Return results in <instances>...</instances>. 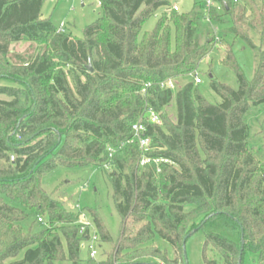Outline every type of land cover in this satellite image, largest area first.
<instances>
[{"label":"trees","instance_id":"obj_1","mask_svg":"<svg viewBox=\"0 0 264 264\" xmlns=\"http://www.w3.org/2000/svg\"><path fill=\"white\" fill-rule=\"evenodd\" d=\"M45 1L0 0V264H94L81 248L82 213L112 246L95 264H186V244L199 231L205 264H244L248 254L264 264V161L247 125L264 104V0H214L220 9L210 10L194 0L188 12L174 11L171 0H99L100 17L81 37L44 19ZM23 42L37 45V55L14 54ZM238 44L253 52L251 79ZM223 47L220 63L238 90L214 77L213 61L199 72ZM196 72L221 104L203 97ZM185 78L175 90L159 86ZM150 109L161 126L146 121ZM140 120L153 147L145 167L132 143ZM84 168L107 175L121 217L116 242L96 210L70 211L45 189L56 170ZM39 219L43 228L33 232Z\"/></svg>","mask_w":264,"mask_h":264},{"label":"rangeland","instance_id":"obj_2","mask_svg":"<svg viewBox=\"0 0 264 264\" xmlns=\"http://www.w3.org/2000/svg\"><path fill=\"white\" fill-rule=\"evenodd\" d=\"M171 1H173L174 5L178 6L180 12L190 11L194 4V0ZM82 2H85V6H82ZM162 12L163 9L158 10L144 25L142 34L153 31ZM100 14V6L95 0H46L42 10V17L44 19L51 18L53 23L58 27L61 24H65L66 30L78 37L83 35L84 30L88 26L96 22ZM223 50L224 47L221 50L217 49L210 57L206 58L199 72H209V63L213 61L211 70L213 71L214 77L233 90H238L236 74L230 69L223 67L220 63ZM12 52L19 56H36L38 46L30 42H23L12 46ZM236 55L246 77L253 78L256 67L253 52L238 44L236 47ZM189 80L190 78H185L177 82L178 87L184 86ZM191 80L193 81V78ZM199 90L209 103L213 105L222 103L221 98L211 89L207 77L202 78V84L199 85ZM0 98L6 99L2 96ZM166 113L171 119L175 118L176 111L174 104L167 108ZM247 125L249 130L248 143L255 148L257 157L264 161V104L251 110L250 115L247 117ZM45 189L49 194L60 200L70 211L75 212V206L78 204L81 210H96L100 214L101 220L113 242L119 239L121 217L116 210L112 188L103 169H58L46 178ZM28 228L29 224H26L25 230H28ZM42 228L40 222L36 223L33 232H37ZM204 243L205 234L203 231L197 232L188 240L185 247L186 264H205L203 257ZM157 244L161 250H166L172 254L173 250L169 244L161 239H157ZM111 250L112 246L110 244H102L100 259L104 256L102 252L106 255ZM207 255L210 260L219 261L215 252L209 251ZM244 264H260V262L257 256L248 254Z\"/></svg>","mask_w":264,"mask_h":264},{"label":"built area","instance_id":"obj_3","mask_svg":"<svg viewBox=\"0 0 264 264\" xmlns=\"http://www.w3.org/2000/svg\"><path fill=\"white\" fill-rule=\"evenodd\" d=\"M100 5L99 0H95ZM207 5V8L210 10L211 8L219 6L215 3L214 0H204ZM173 10L176 12H180L177 5H173ZM208 22L210 21V17L208 15ZM65 26L64 24L60 25V31L63 32ZM215 35L218 34V29L214 28ZM220 38L216 36V42H219ZM193 80L196 85L202 84V78L199 73L196 72L193 75ZM160 88L163 90H175L177 87V81L173 79H168L159 84ZM151 87V84H147L143 89V94H147L148 89ZM146 121L152 125H162V120L160 116L155 113L152 109L148 110L146 114ZM147 128L142 120H140L137 124L133 126V140L132 143H136L141 152V160L140 167H145L147 164L151 162L150 153L153 151L152 141L149 137L146 136ZM159 162V161H156ZM75 211H81L80 206H75ZM39 222H42V219H39ZM80 225V236L84 238V241L81 244V248L87 252L88 258L95 264L99 261L102 251V243L100 241V237L96 231V228L92 222V220L84 213L81 214L80 221L78 223Z\"/></svg>","mask_w":264,"mask_h":264},{"label":"water","instance_id":"obj_4","mask_svg":"<svg viewBox=\"0 0 264 264\" xmlns=\"http://www.w3.org/2000/svg\"><path fill=\"white\" fill-rule=\"evenodd\" d=\"M87 69L91 72V73H93L94 72V70H93V68H92V64L91 63H89V65L87 66ZM188 239V238H187ZM187 239L185 240V243H186V241H187Z\"/></svg>","mask_w":264,"mask_h":264},{"label":"crops","instance_id":"obj_5","mask_svg":"<svg viewBox=\"0 0 264 264\" xmlns=\"http://www.w3.org/2000/svg\"><path fill=\"white\" fill-rule=\"evenodd\" d=\"M82 6H85V2H82Z\"/></svg>","mask_w":264,"mask_h":264}]
</instances>
